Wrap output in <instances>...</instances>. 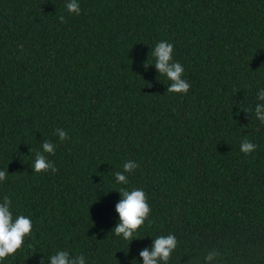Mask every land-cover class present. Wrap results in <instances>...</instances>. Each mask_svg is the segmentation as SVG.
Wrapping results in <instances>:
<instances>
[{"label":"trees","instance_id":"1","mask_svg":"<svg viewBox=\"0 0 264 264\" xmlns=\"http://www.w3.org/2000/svg\"><path fill=\"white\" fill-rule=\"evenodd\" d=\"M69 2L0 0V203L33 223L0 264H51L59 250L143 264L169 234L168 264H264V0H77L80 15ZM160 41L174 44L186 95L167 92ZM46 140L58 171L35 174ZM129 160L139 167L119 184ZM121 187L151 208L131 242L112 232Z\"/></svg>","mask_w":264,"mask_h":264},{"label":"clouds","instance_id":"2","mask_svg":"<svg viewBox=\"0 0 264 264\" xmlns=\"http://www.w3.org/2000/svg\"><path fill=\"white\" fill-rule=\"evenodd\" d=\"M66 9L69 13L80 15L81 8L77 0H71L66 4ZM61 22H64V17H60ZM174 44L167 41H160L156 44L151 55L155 58V67L160 75L165 76L171 84L168 87V93L187 94L191 85L184 79L182 74L185 69L181 63L173 60ZM151 62L148 61L144 64L147 69ZM257 98L264 100V89L257 93ZM264 106H257L255 108L256 119L264 125ZM251 111V110H246ZM60 141L63 142L68 139V134L62 128L56 129ZM56 146L49 140L42 144L43 151H37L35 160L32 165L33 172L40 174L51 170L53 173L58 169L55 167L54 162L47 159L45 153L55 155ZM257 145L244 139L241 142L240 150L249 155ZM139 165L134 161H127L123 164V170L115 172V180L122 185H128L129 180L127 173H132ZM8 172L0 171V182L7 179ZM122 199L116 205V211L119 213V223L112 230L117 237H122L126 241H132L134 234L149 220L151 212L148 203L147 193L140 188H133L131 190L126 187L119 189ZM12 200L8 196H4L3 202L0 203V261L14 255L17 250L21 249L25 238L32 233L33 223L29 216L19 215L15 219L11 211ZM178 246L177 237L174 234L167 236L161 235L154 239V245L151 250L145 248L140 252L143 258V264H168L171 254ZM219 255V252L213 250L207 254L205 259L212 261ZM51 264H85V257L83 255L72 256L68 251L59 250L48 258ZM135 262V261H134ZM133 262V264H134Z\"/></svg>","mask_w":264,"mask_h":264}]
</instances>
